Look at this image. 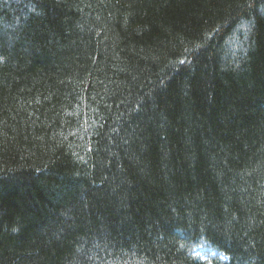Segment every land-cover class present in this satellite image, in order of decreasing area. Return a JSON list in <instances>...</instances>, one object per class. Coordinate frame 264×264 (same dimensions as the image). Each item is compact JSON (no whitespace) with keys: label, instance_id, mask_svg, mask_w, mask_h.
<instances>
[{"label":"trees","instance_id":"trees-1","mask_svg":"<svg viewBox=\"0 0 264 264\" xmlns=\"http://www.w3.org/2000/svg\"><path fill=\"white\" fill-rule=\"evenodd\" d=\"M0 264H264V0H0Z\"/></svg>","mask_w":264,"mask_h":264}]
</instances>
